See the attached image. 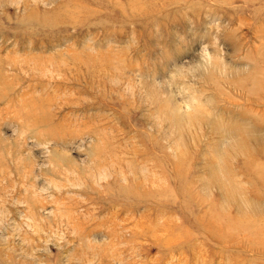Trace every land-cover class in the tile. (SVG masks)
<instances>
[{
    "label": "rangeland",
    "instance_id": "rangeland-1",
    "mask_svg": "<svg viewBox=\"0 0 264 264\" xmlns=\"http://www.w3.org/2000/svg\"><path fill=\"white\" fill-rule=\"evenodd\" d=\"M0 264H264V0H0Z\"/></svg>",
    "mask_w": 264,
    "mask_h": 264
}]
</instances>
